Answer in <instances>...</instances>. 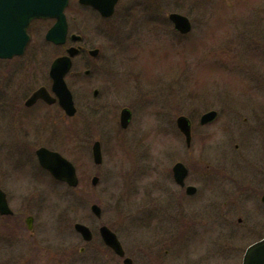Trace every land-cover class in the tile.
<instances>
[{"label":"rangeland","instance_id":"1","mask_svg":"<svg viewBox=\"0 0 264 264\" xmlns=\"http://www.w3.org/2000/svg\"><path fill=\"white\" fill-rule=\"evenodd\" d=\"M172 12L189 18V33L174 30L168 19ZM83 14L89 31L80 44L86 51L100 49V54L93 59L87 52L80 55L74 69L80 76L69 75L66 80L80 104L98 100L102 108L94 122L82 128L80 148L71 136L63 138L49 128L40 137L33 133L30 139H38V145L51 141L53 147L76 161L83 184L77 192L53 183L37 166L28 167L25 178L31 181L37 174L44 179L37 192L52 201L46 209L48 225L58 226L64 241L77 242L76 222L91 227L113 225L123 233L130 256L137 262L139 249H149L152 240L151 224L144 229L139 222L141 213L150 208L142 186L151 187L156 182L164 189V183L168 184L161 168L171 166V148L181 146L179 140H184L177 127L179 115L192 121L197 139L192 152L206 147L210 169L222 170L220 180L217 175L205 177L198 188L206 198L222 195L225 210H231L235 178L239 182L248 179L246 167L262 161L263 147L258 140L264 139V0H121L115 15L105 22L89 10ZM44 43L41 39L31 44H38L47 53L60 50ZM88 69L91 74L86 76ZM38 75L42 77L38 82L31 79L32 87L47 81L43 78L46 74ZM95 89L99 90L97 98L93 96ZM106 91L116 95L105 99ZM122 107L132 110L127 129L119 123ZM210 110L218 111L217 119L200 125L201 115ZM72 122H62V131ZM28 123L32 132L38 122ZM252 127H258V132ZM246 130L248 147L237 150L235 145L242 138L234 137L243 136ZM202 139L205 143L200 144ZM94 140H100L103 148V163L97 166L91 153ZM0 143L6 144L1 133ZM16 151L17 147L15 168L22 158V150ZM1 153V161L13 164L6 150ZM155 157L162 162L159 171L152 165ZM233 163L239 166L238 173L232 170ZM94 176L99 177L97 185L91 183ZM53 195L58 196V202H53ZM92 204L102 209L99 219L91 211ZM199 209L196 204L191 212ZM52 210L58 211L60 222H49ZM226 257L220 264H240L239 259Z\"/></svg>","mask_w":264,"mask_h":264},{"label":"flooded vegetation","instance_id":"2","mask_svg":"<svg viewBox=\"0 0 264 264\" xmlns=\"http://www.w3.org/2000/svg\"><path fill=\"white\" fill-rule=\"evenodd\" d=\"M120 3L121 0H118L115 13ZM149 5L153 4L149 3ZM88 10L101 22L111 18L102 16L94 7L82 4L79 0H70L65 10L68 30L65 42L62 44L54 43L46 38L50 29L56 24V18H34L26 26L19 24L8 27L14 31L13 48L17 49L23 44L26 38L23 36L25 31L28 40L24 43L21 52H16L11 57L0 56V133L6 138V144L0 143V155L2 150H6L7 155H11L13 159L11 165L0 160V264H127V258L131 259L130 264H220L224 255L228 259L235 257L239 259L240 264H243L248 249L264 239V139L258 140L263 147L261 148L262 161L251 162L246 167L248 179L239 182L235 178L231 191V210H225L226 202L223 203L222 195L216 194L218 196L206 198L198 188L202 180H206L205 177L211 178V175H217V180H220L218 177H222V170L220 168H217L219 171L210 169L211 163H208L205 157L206 147H203L201 152H192L197 139L194 137L190 118L191 140L188 142L186 136L179 130L184 140L182 138L179 140L181 146H172L173 151L169 155L171 166L168 169L161 168L162 162L158 157H155L156 161L152 163L155 171L161 168L165 179L167 177L168 184L164 183V189L158 187L156 182L150 184L151 187H146V184L142 186L143 195L146 194L148 197L150 208L145 214L141 213L139 222L144 229L151 224L152 240L149 249L144 250L143 247L139 249L137 262L130 256L123 233L113 225L101 223L91 227L76 222L74 237L77 242L75 243L64 241L58 226L48 225L46 209L52 206V201L37 192L39 185L44 183L42 182L44 179L33 174L31 181L26 180L28 167L37 166L39 171L48 176L53 183L67 185L76 189L77 192L83 184V178L77 162L53 147L51 141H46L45 145H38L40 144L38 139L33 141L30 139L33 133L36 137H40L43 130L46 131V128H49L63 138L71 136L72 142L80 148V141L83 140L84 135L82 128L94 122L97 116L95 114L102 108L98 106V100L80 104L79 97L74 95L66 80L69 75H74L76 79L80 76V73L74 71L80 55L87 52L88 57L93 59L100 54V49H98L97 55L92 56L90 53L92 50L86 51L80 44L89 31L83 14ZM78 21L80 24L76 25ZM74 37L79 38L74 39ZM41 39H44L45 45H51L60 50L47 53L38 44H31ZM76 46L78 52L71 58L72 65L65 76L75 108V113L70 115L60 105L53 90L50 69L55 59L69 55V49ZM31 72L34 74L33 77ZM38 73L46 74L43 78L47 81L32 87L31 79L38 82L42 77ZM90 74L89 69L85 71L86 76ZM41 88H45L56 100L50 103L41 97L34 98V94ZM111 95H116V92L106 91L105 99L106 96L109 98ZM93 96L94 98L99 96L98 89L93 91ZM125 108L122 107L119 117V123L123 129L129 127L124 128L121 124V113ZM128 109L131 111L132 119V110ZM106 110H108L107 107ZM257 119L259 123L262 121L259 117ZM69 120L73 121L72 124H67L68 130L62 131V127H65L62 122ZM246 120L245 118L244 122ZM31 121L38 122L35 128H32V132L28 123ZM252 129L258 132V127H252ZM244 132L246 134L242 133L243 136L234 137L242 138V141L239 140L235 145L237 150L248 147L246 144L249 141V136H247L249 130ZM205 140H200V144L205 143ZM96 142L100 143L101 163H96L94 160L93 148ZM250 145L253 144L250 143ZM15 147H17L16 152L22 150V158L17 156L20 159L17 162V168L14 164ZM43 147L58 152L73 164L78 177L77 186L72 187L67 181L55 178L48 169L41 165L37 152ZM102 149L101 141L94 140L91 153L96 166L103 163ZM234 159L236 161L237 156ZM177 164H182L186 170L181 181L178 177L181 176L180 170L182 172L183 169ZM233 165L232 170L238 173L239 166L236 163ZM97 178L99 182V177ZM93 179L94 177L91 179L92 185H97L98 182L94 184ZM218 184L221 185V181ZM58 201V196L53 195V202ZM196 204L200 209L191 212V207H195ZM92 206L91 211L93 212ZM48 215L50 216H48L49 222H60L57 210H52ZM94 215L99 219L102 209L100 216ZM77 224H83L89 231L82 232L76 227ZM103 226H107L115 234L119 243L118 250L104 239L101 231ZM120 251H123V254ZM142 257L143 260H141Z\"/></svg>","mask_w":264,"mask_h":264},{"label":"water","instance_id":"3","mask_svg":"<svg viewBox=\"0 0 264 264\" xmlns=\"http://www.w3.org/2000/svg\"><path fill=\"white\" fill-rule=\"evenodd\" d=\"M81 3L95 7L103 16L110 17L114 14L115 6L118 0H80ZM69 4V0H0V56L11 57L16 52L23 50L24 43L28 40V35L23 44L19 48H13L14 41L12 30L8 29L10 26H17L23 24L28 25L29 22L38 17L56 18V24L50 29L47 34V39L57 44L65 42L67 33V21L65 16V9ZM12 15V16H11ZM14 17V18H13ZM170 19L174 23L175 28L183 34L191 31L192 25L188 17L179 14L171 13ZM79 37H74V39ZM78 52V48L72 47L69 49V55L57 58L50 69V75L53 79V90L59 99L60 105L64 108L67 114H74L75 108L73 97L68 88L65 75L70 70L72 65L71 57ZM91 55L95 56L98 49L92 50ZM44 98L48 102H53L52 98L45 88H41L34 94V98ZM56 100V99H55ZM217 116L215 110L206 112L201 117V124H206L213 121ZM131 118V112L124 109L121 114V124L127 127ZM177 124L180 130L185 134L188 142L191 140V127L188 118L180 116L177 119ZM39 160L42 166L48 169L52 175L60 180L67 181L71 186L78 185V177L73 164L64 158L58 152L51 151L47 148H40L38 150ZM94 159L96 163H101L102 154L100 143L96 142L93 148ZM180 168V177L178 180H183L186 170L182 164H177ZM98 178L94 177L93 183L97 184ZM94 213L98 216L101 214V209L98 205L92 207ZM76 227L82 232L89 231L87 227L82 224H77ZM102 234L106 242L112 245L116 250L119 249V243L115 234L107 227L103 226ZM123 254V251H120ZM131 259L127 258L126 263L130 264ZM243 264H264V240L252 245L244 258Z\"/></svg>","mask_w":264,"mask_h":264}]
</instances>
